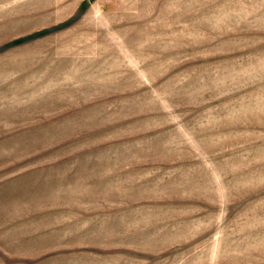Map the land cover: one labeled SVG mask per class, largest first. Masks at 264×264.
I'll list each match as a JSON object with an SVG mask.
<instances>
[{"label": "rangeland", "instance_id": "rangeland-1", "mask_svg": "<svg viewBox=\"0 0 264 264\" xmlns=\"http://www.w3.org/2000/svg\"><path fill=\"white\" fill-rule=\"evenodd\" d=\"M0 264H264V0H0Z\"/></svg>", "mask_w": 264, "mask_h": 264}]
</instances>
